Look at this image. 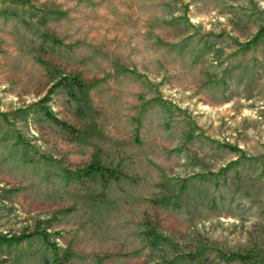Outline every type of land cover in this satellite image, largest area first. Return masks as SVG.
Listing matches in <instances>:
<instances>
[{
  "label": "rangeland",
  "instance_id": "1",
  "mask_svg": "<svg viewBox=\"0 0 264 264\" xmlns=\"http://www.w3.org/2000/svg\"><path fill=\"white\" fill-rule=\"evenodd\" d=\"M54 249L264 264V0H0V264Z\"/></svg>",
  "mask_w": 264,
  "mask_h": 264
},
{
  "label": "trees",
  "instance_id": "2",
  "mask_svg": "<svg viewBox=\"0 0 264 264\" xmlns=\"http://www.w3.org/2000/svg\"><path fill=\"white\" fill-rule=\"evenodd\" d=\"M97 170L101 171L103 170L101 167L97 168ZM58 254L55 252V249H54V259L52 262H46L45 264H64V262L66 261L65 258L66 256H64L63 260L59 261V259L57 258Z\"/></svg>",
  "mask_w": 264,
  "mask_h": 264
}]
</instances>
